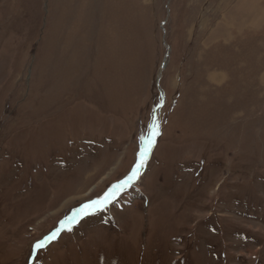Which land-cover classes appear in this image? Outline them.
Listing matches in <instances>:
<instances>
[{
  "label": "rangeland",
  "instance_id": "rangeland-1",
  "mask_svg": "<svg viewBox=\"0 0 264 264\" xmlns=\"http://www.w3.org/2000/svg\"><path fill=\"white\" fill-rule=\"evenodd\" d=\"M0 264H264V0H0Z\"/></svg>",
  "mask_w": 264,
  "mask_h": 264
},
{
  "label": "snow or ice",
  "instance_id": "snow-or-ice-1",
  "mask_svg": "<svg viewBox=\"0 0 264 264\" xmlns=\"http://www.w3.org/2000/svg\"><path fill=\"white\" fill-rule=\"evenodd\" d=\"M159 135L158 125L153 122V124L149 125L148 136L142 137L143 147L139 153V161L137 162L135 168L132 170L131 174L127 177L126 180L123 181L122 184H118L114 186V188L106 193L102 198L91 201L90 203L84 204L80 209V212L87 216L90 213H94L97 211H103L109 203L113 202L114 198L117 195V192L126 186H130L131 183L137 178L139 170L144 166V160L147 155L151 152L152 148L155 144V137ZM55 238V235L52 237ZM45 247L43 243H38L36 245L37 249H41Z\"/></svg>",
  "mask_w": 264,
  "mask_h": 264
},
{
  "label": "water",
  "instance_id": "water-1",
  "mask_svg": "<svg viewBox=\"0 0 264 264\" xmlns=\"http://www.w3.org/2000/svg\"><path fill=\"white\" fill-rule=\"evenodd\" d=\"M165 65H163V68H164Z\"/></svg>",
  "mask_w": 264,
  "mask_h": 264
}]
</instances>
